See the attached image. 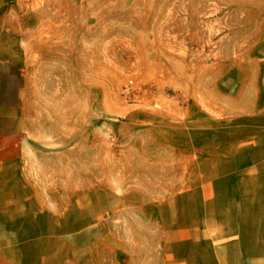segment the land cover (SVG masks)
<instances>
[{
	"label": "rangeland",
	"instance_id": "obj_1",
	"mask_svg": "<svg viewBox=\"0 0 264 264\" xmlns=\"http://www.w3.org/2000/svg\"><path fill=\"white\" fill-rule=\"evenodd\" d=\"M1 1L33 41L39 171L55 176L38 181L40 203L87 194L90 211L102 189L90 229L103 242L0 244V264H264V180L210 196L204 213L153 207L189 189L192 136L209 126L222 140L264 101V0ZM173 218L198 223L196 245L156 242Z\"/></svg>",
	"mask_w": 264,
	"mask_h": 264
},
{
	"label": "crops",
	"instance_id": "obj_2",
	"mask_svg": "<svg viewBox=\"0 0 264 264\" xmlns=\"http://www.w3.org/2000/svg\"><path fill=\"white\" fill-rule=\"evenodd\" d=\"M4 4L0 0V244L62 242L51 239L56 233L68 243H102L103 237L90 229L103 218L102 189H94L98 198L92 212L84 203L87 194L77 206L67 204L60 208L40 203L39 196L49 191L40 193L38 181L52 180L55 176L39 171L40 146L35 139L39 127L37 80L25 54L33 50V41L22 32L15 13L9 12ZM245 108L238 125L223 126L222 140L215 139L218 133L209 126L202 134L204 139L192 136L189 189L183 192L179 188L168 202L160 192L154 210L204 213L210 209V196L256 194L241 189L247 188L250 181L264 180V101H251ZM221 188L230 191L221 192ZM46 190L54 194V187ZM66 190L63 194H76L74 190ZM115 211L112 206L111 216ZM55 221L67 230H50ZM158 228L160 235L156 242L161 245L169 244L176 250L198 243V223L183 224L173 218L171 225L160 222Z\"/></svg>",
	"mask_w": 264,
	"mask_h": 264
}]
</instances>
